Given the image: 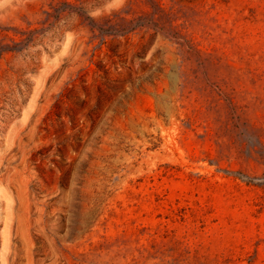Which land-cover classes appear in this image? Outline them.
<instances>
[{"label":"rangeland","instance_id":"1","mask_svg":"<svg viewBox=\"0 0 264 264\" xmlns=\"http://www.w3.org/2000/svg\"><path fill=\"white\" fill-rule=\"evenodd\" d=\"M0 264H264V0H0Z\"/></svg>","mask_w":264,"mask_h":264}]
</instances>
